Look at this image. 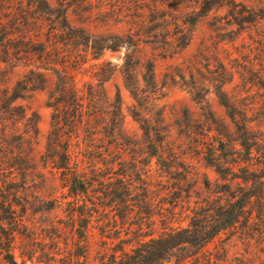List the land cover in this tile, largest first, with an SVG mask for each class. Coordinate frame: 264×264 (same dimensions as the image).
Masks as SVG:
<instances>
[{
	"label": "rangeland",
	"instance_id": "rangeland-1",
	"mask_svg": "<svg viewBox=\"0 0 264 264\" xmlns=\"http://www.w3.org/2000/svg\"><path fill=\"white\" fill-rule=\"evenodd\" d=\"M46 1L57 10L56 0ZM120 1L94 0L86 13L73 12L71 7L66 19L71 28L83 29L90 37V45L96 47L93 54L101 52L99 61L90 53L80 57H85L86 63L76 75L78 84L89 79L91 65L109 64L102 67L103 75L112 72L104 84L105 109L112 106L118 91L120 151L103 160L119 159L123 162L120 170L131 171L128 183L135 188L133 196L69 193L62 173L54 168L53 153L47 150L52 111L46 102L55 75L37 69L44 63L34 51L37 40H46L56 29L65 28L64 24L58 11L52 16L39 15L26 0H0V22L18 33L6 50L0 49V185L13 176L16 184L9 188L20 192L14 200L19 204L16 210L22 225L12 245L18 263L102 264L111 256H120L122 250L129 251L139 239L185 226L190 208L209 193L205 182L211 189L221 183L203 159L206 145L235 140L215 84L227 81L222 90L230 102L246 112L253 126L260 124L264 132V0H237L245 9L239 6L234 12L247 15L251 10L257 16L254 22L243 23L241 29L234 26L231 11L213 9L191 27L190 42L182 51L161 43V39L153 41L148 34L155 25L152 20L162 14L168 20H180L191 8L174 7L170 1L164 13L155 14L150 13L147 2L143 5L144 27L135 31L125 22L137 18L140 4L124 7ZM63 30L67 37L73 36L70 30ZM27 38L34 42L28 45ZM102 46H115L116 50H102ZM52 59L68 64L71 71L75 68L70 48L53 52ZM127 60L134 68L136 101L122 72ZM148 63L153 65L151 84L142 80ZM30 70L44 73L45 87L25 93L6 109L12 89ZM142 118L153 125L150 137L155 133L161 137L160 150L172 167L170 174L149 156ZM72 208L75 212L82 208V217L72 214ZM255 215L254 211L252 224L243 220L220 233L182 264H264V220L260 222ZM0 264H5L1 255Z\"/></svg>",
	"mask_w": 264,
	"mask_h": 264
},
{
	"label": "trees",
	"instance_id": "trees-1",
	"mask_svg": "<svg viewBox=\"0 0 264 264\" xmlns=\"http://www.w3.org/2000/svg\"><path fill=\"white\" fill-rule=\"evenodd\" d=\"M56 1L58 8L52 10L46 0H26L29 7L39 15L52 16L53 11H58L65 27L56 29L44 41L37 40V49L34 50L44 63V66L37 69L50 71L55 75V83L48 93L46 102L47 107L52 111L47 135V150L54 155L52 163L54 168L62 173L69 193L73 196H133L136 194L135 188L128 183L131 171L120 170L123 162L119 159L106 163L103 160L105 156H115V153L120 151L117 145L120 124L118 91L115 93L112 106L105 109L107 100L104 84L110 79L112 72L103 75L102 67L109 64H93L87 81L79 85L76 80V75L86 63L85 57L82 58L83 60L80 57L90 53L94 61H99L101 52L93 54L96 47L90 45V37L83 29L71 28L66 14L71 7L73 12L86 13L91 9L94 0ZM170 1H172L171 6H186L191 8V12L180 20L175 21V18L168 20L169 17L161 12L164 13V7ZM120 2L124 7L134 3L140 4L138 8L140 14L137 18L125 22L130 30L135 31H140L144 27L143 5L150 2V13L162 15L152 20L155 21V25L150 28L149 37L153 41L161 39V43L171 44L178 51L188 46L191 27L213 9L226 8L231 11L235 19L234 26L238 29H241L243 23H251L257 19L251 10L247 11V15L234 12L239 6L245 9L244 4L237 0H121ZM55 25L59 23L56 22ZM63 29L73 32V36L67 37ZM16 35L17 32L7 30L5 24L0 22V49L6 50L7 43ZM38 37L40 36H36ZM33 42L34 39L27 38L28 45ZM65 47L70 48L73 54L75 67L73 71L69 70L68 64H57L52 59L53 52L58 53ZM101 49L115 51L116 47L102 46ZM133 71L134 68L129 66L127 60L122 72L126 87L131 89L133 99L136 101L138 97ZM153 75V65L148 63L142 76L143 82L153 83ZM226 82L215 84L214 90L220 104L227 110L234 128L235 140L226 143L223 140H216L207 144L203 152L205 164L214 169L221 183L215 184L211 189L208 182H205V188L209 193L190 208L185 226L168 228L157 236L151 234L146 240L139 239L129 251L122 250L120 256H111L102 264L169 262L182 264L198 254L220 233L237 226L243 220L246 225L252 224L255 221L254 211L257 220L260 222L264 220V132L260 131V124L253 126L246 112L239 110L230 102L222 90ZM45 85L44 73L30 70L27 76L18 81L12 89L11 96L7 99L8 103L6 101L8 104L6 109L10 108L14 101L23 99L25 93L43 89ZM141 123L149 156L155 159L157 166L165 173L170 174L172 167L163 160L160 150L161 137L158 133H155L154 138L150 137L153 125L149 119L142 118ZM117 166H119L118 170ZM12 177L7 181L3 180L0 185V255L5 264H22L16 261L12 253L15 233L22 225V218L16 210L19 204L14 200L20 192L9 188L16 184L15 178ZM80 209L75 212L72 208V214L77 213L82 217L84 212L82 208Z\"/></svg>",
	"mask_w": 264,
	"mask_h": 264
}]
</instances>
